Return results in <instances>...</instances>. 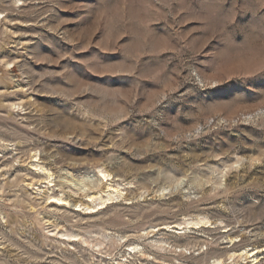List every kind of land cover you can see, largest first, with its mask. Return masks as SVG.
<instances>
[{
	"label": "rangeland",
	"instance_id": "obj_1",
	"mask_svg": "<svg viewBox=\"0 0 264 264\" xmlns=\"http://www.w3.org/2000/svg\"><path fill=\"white\" fill-rule=\"evenodd\" d=\"M219 261L264 264V0H0V264Z\"/></svg>",
	"mask_w": 264,
	"mask_h": 264
},
{
	"label": "bare ground",
	"instance_id": "obj_2",
	"mask_svg": "<svg viewBox=\"0 0 264 264\" xmlns=\"http://www.w3.org/2000/svg\"><path fill=\"white\" fill-rule=\"evenodd\" d=\"M38 155H34L33 157H37ZM37 161V160H36ZM37 166V165H36ZM53 166V165H52ZM43 175H45L47 181L49 180V183L50 184H53V179H54V174L52 172V169H48V168H45L44 166H40L39 168ZM38 170V171H40ZM41 173V172H40ZM99 173H100V180H102L103 182L104 181H110L111 180V177H112V174L108 173L107 170L101 168L99 170ZM87 179V176L84 175V176H81L80 178L78 177V179H76L75 181L80 184V185H84L85 184V181ZM33 180V179H32ZM114 180V178H113ZM75 182V183H76ZM117 183V182H116ZM122 185V184H121ZM112 184L111 185H108L107 189L106 190H97L96 192H93L92 195L89 196V201L92 203V204H96L97 202H99L97 205H104L106 204L108 201L110 202V200H113L115 197H120L121 194H122V190L120 189V184L119 186L117 187H113ZM177 187V186H176ZM50 188V187H49ZM106 188V187H105ZM51 189V188H50ZM103 189V188H102ZM53 191V190H52ZM106 193V194H105ZM54 199H56L58 201V203H67V199H65L63 196H55L53 197ZM88 198V197H87ZM91 203H81L80 204V207L82 208H87V209H92V206H91ZM78 206V204L76 205ZM96 206V205H95ZM59 207V206H58ZM61 208V207H60ZM84 210V209H83ZM89 212V211H88ZM183 224H186V227L183 226ZM208 224H211L213 225L214 223H212L207 217L205 218H195V219H192V220H189V221H184L183 223L179 224V228L177 227H173L174 229H177V230H189L190 226H195V227H199V226H202L204 225L205 227H207ZM194 227V228H195ZM204 228V227H203ZM186 233L185 231H181L179 234H184ZM69 237H73V235H67ZM76 237V236H75ZM232 237V236H231ZM71 239V238H70ZM73 240V239H72ZM86 241V240H85ZM84 241V242H85ZM245 253V252H244ZM256 253H254L253 255L255 256ZM243 255V253H242ZM234 254L230 256V259H234ZM253 256V257H254ZM254 262L257 263L258 260L257 259H254ZM219 264H221L222 262L219 261L217 262Z\"/></svg>",
	"mask_w": 264,
	"mask_h": 264
}]
</instances>
